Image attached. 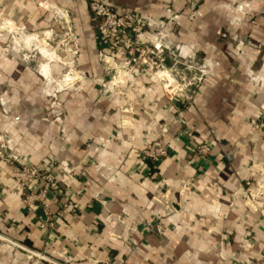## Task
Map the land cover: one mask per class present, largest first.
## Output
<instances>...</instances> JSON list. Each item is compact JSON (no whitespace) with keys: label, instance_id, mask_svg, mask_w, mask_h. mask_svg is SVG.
Here are the masks:
<instances>
[{"label":"clouds","instance_id":"obj_1","mask_svg":"<svg viewBox=\"0 0 264 264\" xmlns=\"http://www.w3.org/2000/svg\"><path fill=\"white\" fill-rule=\"evenodd\" d=\"M0 264H264V0H0Z\"/></svg>","mask_w":264,"mask_h":264},{"label":"crops","instance_id":"obj_2","mask_svg":"<svg viewBox=\"0 0 264 264\" xmlns=\"http://www.w3.org/2000/svg\"><path fill=\"white\" fill-rule=\"evenodd\" d=\"M194 135H198V133H195ZM226 143H227L226 140L221 141L219 147L222 148L223 144H226ZM189 154L193 156V162L191 163V167H196L197 162H199L200 166H202V168H203V171L198 172L197 175L204 177L209 182V186H211L212 184H216L218 182V180H222V181L227 182L228 177L232 174L231 164L233 162L229 161V159L227 158V155L225 154L223 149L219 150V153H218V155L220 157L219 160L217 158V154H212L210 152L205 156L198 154L197 148L194 149L193 152H190ZM219 164H224V165L229 166L228 169L225 170V171H227V175H225V171H214L215 169L219 168ZM163 191L167 192V188L163 189ZM190 191L195 192L196 189H191ZM66 192H67V188H66V186H64V194H66ZM197 194H199V193H197ZM148 195H149V199H150L152 197L153 193L149 192ZM47 196H50V193L47 194ZM181 196H182L181 191H177L174 193L175 203L173 204V207H175L178 211H179V200H180ZM21 211L24 212L25 215H27L26 209L22 208ZM38 215H43L42 209L38 210ZM32 222L35 223V220H33Z\"/></svg>","mask_w":264,"mask_h":264},{"label":"built area","instance_id":"obj_3","mask_svg":"<svg viewBox=\"0 0 264 264\" xmlns=\"http://www.w3.org/2000/svg\"><path fill=\"white\" fill-rule=\"evenodd\" d=\"M197 153L200 154V155H202V156H205V155H207L209 152L202 151V150L200 149V147H197ZM42 190H43V189H41V191H42ZM36 194L39 195L40 192L38 191ZM47 194H49V193H45L46 196H47ZM36 203L39 204L40 202H39V201H36Z\"/></svg>","mask_w":264,"mask_h":264}]
</instances>
